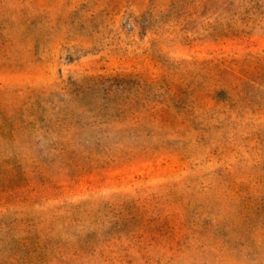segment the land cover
<instances>
[{
    "label": "rangeland",
    "instance_id": "374dc122",
    "mask_svg": "<svg viewBox=\"0 0 264 264\" xmlns=\"http://www.w3.org/2000/svg\"><path fill=\"white\" fill-rule=\"evenodd\" d=\"M0 264H264V0H0Z\"/></svg>",
    "mask_w": 264,
    "mask_h": 264
}]
</instances>
